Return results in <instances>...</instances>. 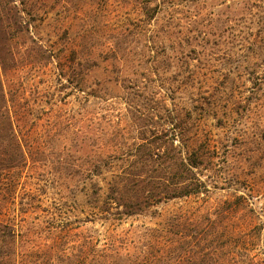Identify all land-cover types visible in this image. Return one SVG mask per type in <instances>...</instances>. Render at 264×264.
I'll return each instance as SVG.
<instances>
[{
    "label": "rangeland",
    "instance_id": "1",
    "mask_svg": "<svg viewBox=\"0 0 264 264\" xmlns=\"http://www.w3.org/2000/svg\"><path fill=\"white\" fill-rule=\"evenodd\" d=\"M0 76V264H264V0H0ZM179 152L200 193L169 199Z\"/></svg>",
    "mask_w": 264,
    "mask_h": 264
},
{
    "label": "trees",
    "instance_id": "2",
    "mask_svg": "<svg viewBox=\"0 0 264 264\" xmlns=\"http://www.w3.org/2000/svg\"><path fill=\"white\" fill-rule=\"evenodd\" d=\"M1 81V76H0ZM6 98V94L4 91V87L1 85L0 82V172L4 170V166H8L10 170L13 168L19 167V161L23 162L26 160V155L23 152V145L21 143V138L19 135L15 134L14 132V126L16 122L18 123L19 118H14V115L7 114L2 112L3 106H5V101L2 103L1 98ZM6 107V106H5ZM10 126V129H12V132L8 134V130H6V127ZM19 136V137H18ZM31 144L29 147L32 149L34 146L32 145L33 142L29 141ZM9 148V149H8ZM29 148V149H30ZM12 149V150H11ZM23 152V155L17 156L18 152ZM158 149H161L160 147ZM108 151L116 152V150L107 149L106 146L102 148L101 155L105 156L106 158H111V154L108 155ZM160 151L156 152V149L152 150V152L148 155L149 159L154 160V158H157V160L161 157ZM167 152V151H165ZM178 156V164L176 163V168L178 169L177 178H178V185L181 186V194L178 196H174L173 198H183V197H191L192 195H198L200 193L201 188V182L197 180L195 177H190L189 172H192V169L197 168L202 163V154H199V156H196L194 152H189V156H183L182 152H179ZM163 155H166L165 153ZM20 157V158H18ZM25 158V159H24ZM168 158L166 160L167 163H171L169 156H166ZM20 159V160H19ZM22 159V160H21ZM107 160V159H106ZM104 157L101 158L100 161H103L105 163ZM21 162V163H22ZM174 165V164H173ZM103 164L102 162H98L95 164V169L100 170L102 169ZM168 167V166H167ZM170 167V165H169ZM115 176L118 179L117 185L119 188H122V191L125 190L129 186V177L132 175L130 173V170H123L122 172H117ZM1 179V177H0ZM2 185L4 183L0 181V200L3 196V194H6V188H4ZM167 199V198H166ZM168 199V200H169ZM163 198H151L149 200V203L152 205L157 204L159 202H162ZM6 217V218H5ZM184 217L181 215L179 218ZM177 219V221H178ZM13 219L10 218L7 214L0 212V228H6L11 230L12 234L15 232L14 227L11 226L14 225L12 223ZM167 222L168 221L167 219ZM15 226V225H14ZM115 247V244L112 246H109L108 249L103 250H97L95 246L92 244H88L85 252L83 255H81V262L80 264H145V261L147 262L148 259H144L146 256H135L130 253L119 252ZM2 251L0 250V258L2 257Z\"/></svg>",
    "mask_w": 264,
    "mask_h": 264
}]
</instances>
